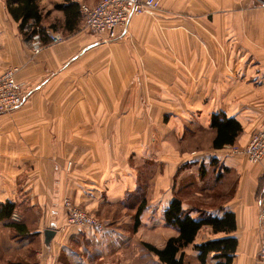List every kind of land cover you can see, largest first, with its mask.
Segmentation results:
<instances>
[{
    "label": "crops",
    "instance_id": "1",
    "mask_svg": "<svg viewBox=\"0 0 264 264\" xmlns=\"http://www.w3.org/2000/svg\"><path fill=\"white\" fill-rule=\"evenodd\" d=\"M63 3L42 7L39 0L44 26L63 24L55 7ZM252 3L160 0L114 40L103 41L82 21L64 42L34 56L0 0V73L18 67L26 87L21 107L0 112V205L16 203L12 219L30 230L24 236L0 221V246H23L16 257L29 264H108L128 245L138 259L141 243L155 258L145 243L163 248L178 235L165 221L178 197L195 218L231 212L236 223L230 233L203 227L184 250L186 263L198 261L195 244L234 237L232 264H261L264 161L233 152L264 120V10L252 12ZM217 113L243 127L222 149L212 146ZM67 197L106 228L69 225ZM145 228H162L161 240L141 242ZM46 229L56 231L48 243ZM35 240L41 252L34 258L27 249ZM11 254L0 260L10 264Z\"/></svg>",
    "mask_w": 264,
    "mask_h": 264
},
{
    "label": "trees",
    "instance_id": "2",
    "mask_svg": "<svg viewBox=\"0 0 264 264\" xmlns=\"http://www.w3.org/2000/svg\"><path fill=\"white\" fill-rule=\"evenodd\" d=\"M65 1L66 3L55 5L65 16L61 26H58L56 23L49 26L43 25V13L39 0H6V6L9 14L19 23L20 33L24 34V27L34 21L35 32L38 26L40 31L43 32L46 29H53L54 31L62 30L64 35L68 37L67 35L75 33L80 29L82 13L80 4L71 0ZM210 126L216 131L212 142V146L215 149H222L226 145L234 144L243 130L238 120L229 118L224 113L213 114ZM16 208L17 204L14 202L6 201L2 203L0 205V221L5 222L7 227L15 230L18 234L29 236L30 230L28 227L24 223H19L12 219ZM165 221L176 228L178 235L170 238L163 248H157L145 243V247L154 253L162 264H186L184 250L191 244H194L197 234L205 226H210L216 234L221 232L230 233L236 228L233 213L227 212L222 218L211 216L195 218L184 209L183 202L178 197L172 200L165 211ZM236 248L237 239L234 237L216 238L194 245V249L198 252L197 259L200 264H207L210 259L215 261L214 264H232ZM25 263L20 259L14 262L10 261V264Z\"/></svg>",
    "mask_w": 264,
    "mask_h": 264
},
{
    "label": "built area",
    "instance_id": "3",
    "mask_svg": "<svg viewBox=\"0 0 264 264\" xmlns=\"http://www.w3.org/2000/svg\"><path fill=\"white\" fill-rule=\"evenodd\" d=\"M160 0H98L97 3L81 5L84 28L103 41L117 38L120 31H127L131 18L159 6ZM35 22L28 23L24 29L26 45L34 56L46 47L64 42L65 36L59 31L46 29L34 31ZM18 67H10L0 73V112H11L21 107L26 100V87L18 79ZM234 153L244 154L251 163L264 161V120L251 135L246 146L234 148ZM259 226L261 232L258 260L264 264V189L258 197ZM69 225L103 231L105 222L81 208L70 197L63 201Z\"/></svg>",
    "mask_w": 264,
    "mask_h": 264
},
{
    "label": "rangeland",
    "instance_id": "4",
    "mask_svg": "<svg viewBox=\"0 0 264 264\" xmlns=\"http://www.w3.org/2000/svg\"><path fill=\"white\" fill-rule=\"evenodd\" d=\"M48 1H50V0H44V4H41V6L45 7L46 5H48ZM237 10H243V8L240 6V4H237ZM261 10H264V9H262L260 2L258 0H253V3L251 5V11L252 12H258V11H261ZM54 19H55V16H52V17L49 18V21L54 23V22L57 21V20H54ZM56 23H58V22H56ZM58 25H59V23H58ZM82 27L84 28L83 23H82ZM59 32L63 33L62 30H60ZM18 34H19V32H18ZM19 35H20V37H22L23 42L26 44L25 34L20 33ZM63 35H64V33H63ZM64 36H65V39H67L66 35H64ZM94 43H100V42H99V40H96ZM101 43H104V42H101ZM27 48H28V46H27ZM141 101H142L141 105L143 104V107H147L146 104H145V101H143V100H141ZM156 102H158V101H156ZM156 117L157 116H155L154 118H156ZM89 213H91V212H89ZM122 215H123V213H122ZM94 216L97 217L96 215H94ZM160 229H162V228H158V229H151V228H149V229L148 228L141 229L140 233H139L140 241L142 242V241H146V240L149 239L150 241H154V242L158 243L161 240V230ZM174 229L176 230V228H174ZM4 247L5 246H2V245L0 246V255H1V257L2 256H3L2 258H4L5 256L9 257L7 254L12 253L11 256H10V258H11L10 261H13V262L16 261V260H19V257H16V256H18L17 254H19L20 251L22 252V254H24V252H25V248L23 246L19 245V244L15 245V246H12L10 252H7ZM131 247H133V246H131V245L126 246V248L123 250V254H121V257H118L117 259H114V260L110 259V260L107 261V263L108 264H162L158 260L157 257L153 258L152 255H149V256L148 255H144L146 253L145 252L146 249L142 246V243H141L140 249L138 248L139 251H137L138 259H133V257H135V254H136V249H135V247L133 249ZM128 248H130V249L127 250ZM27 251L30 252L31 255L34 256V258H35V256H37L38 253L41 252V248H40L39 244L37 243V240H35L33 243H30V245L28 246ZM6 262L7 261H5V259H1L0 260V264H6ZM186 264H200V262H198L196 260L189 259ZM207 264H213L212 263V259H210L207 262Z\"/></svg>",
    "mask_w": 264,
    "mask_h": 264
},
{
    "label": "water",
    "instance_id": "5",
    "mask_svg": "<svg viewBox=\"0 0 264 264\" xmlns=\"http://www.w3.org/2000/svg\"><path fill=\"white\" fill-rule=\"evenodd\" d=\"M55 234H56V231L55 230H53V229H46L44 231V236H45L46 243L50 242L53 239V237L55 236Z\"/></svg>",
    "mask_w": 264,
    "mask_h": 264
},
{
    "label": "bare ground",
    "instance_id": "6",
    "mask_svg": "<svg viewBox=\"0 0 264 264\" xmlns=\"http://www.w3.org/2000/svg\"><path fill=\"white\" fill-rule=\"evenodd\" d=\"M190 39V38H189ZM191 46V45H190Z\"/></svg>",
    "mask_w": 264,
    "mask_h": 264
}]
</instances>
